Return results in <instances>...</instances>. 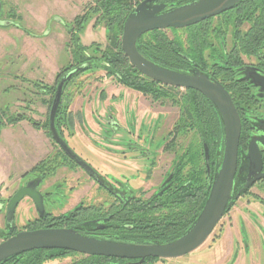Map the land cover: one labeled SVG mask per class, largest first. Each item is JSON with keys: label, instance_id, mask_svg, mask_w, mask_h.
Wrapping results in <instances>:
<instances>
[{"label": "flooded vegetation", "instance_id": "1", "mask_svg": "<svg viewBox=\"0 0 264 264\" xmlns=\"http://www.w3.org/2000/svg\"><path fill=\"white\" fill-rule=\"evenodd\" d=\"M142 1L131 0L130 2L134 8ZM191 1L194 0H155L148 3V7L151 8L154 4H162L164 5L163 11H166ZM91 8L93 9V6ZM91 8L85 6L80 15L88 13ZM129 9H132V7L128 3H121L118 10H114L111 13L112 16H115L118 11L120 14L126 11L125 13L128 14ZM242 14L246 16L241 17ZM247 16L252 17L251 20ZM12 18H16L19 22L21 14L8 9L7 0H0V41L4 40L6 30L9 28L18 29L21 33H25L23 27L14 23ZM263 21L264 0H242L229 10L195 25L180 29L168 28L160 30L165 32L166 30H184L194 27L199 33L202 32V38H208L207 43L199 42L197 44L201 50L196 51L195 58L188 57L184 52L178 53L181 59L185 61L186 66L180 73H199L205 75L209 81L222 86L240 119L241 128L236 172L231 192L232 195L236 192L234 195L235 200L233 202L230 200V204L228 202L229 206L227 204L215 227L222 218L232 219L235 215L242 218V213L234 208L237 199L249 194L250 189L259 183L264 186V178L254 180L264 175ZM207 27L209 28L208 32H204ZM27 31L29 32L28 35H30V31ZM149 32L142 34L140 37ZM99 49L101 48L99 47ZM3 50L6 54L0 52V61L4 63L1 69L4 70L9 64L18 67V61L16 60L17 62H15V58L12 57L15 52L11 51L8 53L4 48ZM138 52L146 58L141 51L138 50ZM68 55L70 54L68 53ZM70 62V57L69 63L66 65L60 66L54 62H48L45 66L50 68V73L47 75L49 80H44L42 77L33 79L34 76H28V78L17 73L13 74L7 68L8 74L1 70L0 79L1 82L4 81L5 83H3L4 87L0 94L2 95L5 92L11 97V104L4 107L0 101V128L3 129L20 121H25L37 129L45 125L49 128V113L57 85L62 77L73 68ZM57 66L59 68L56 70ZM40 67L41 64L38 59L29 71L32 73L36 72ZM88 67L89 69L97 68L92 63ZM101 71L104 72L103 70L85 71L66 80L57 102L55 115L57 112L58 115L57 117L54 116V128L58 136L70 151L85 163L89 170L85 171L77 165L50 137V153L47 155L48 157L46 156V159L37 162L30 170L21 175L18 179V184L14 186V191L8 197L3 198L4 200L0 198V215L4 218V229L0 231V237H5L1 239V242L19 232L12 225L14 216L12 222L8 223L6 221L7 203L18 189L31 182L36 184L35 190L41 195L43 211L39 212L32 200L24 197L19 203L24 200L31 202H28L30 205H28L27 209L32 212V218L26 221L21 231L72 229L81 236L107 242L133 245L166 244L180 236L178 233L183 227L185 216L191 217L197 213L199 207L197 206L194 211L190 206L185 207L183 204L184 199L187 197L195 200L200 196L197 184L201 163L206 172L208 182L212 183L219 156L214 159L215 157L209 154L207 144L201 140V118H195V116L190 118L183 113L184 95L188 91H194L199 94V96L196 95V107L193 109H196L197 113L201 110L204 111V109L213 113L215 109L217 111V108L198 91L152 81L137 70V73H133L131 77L143 87H155L154 93H143L140 90L128 88L120 83L116 75H114L115 77L113 75L109 76L105 72L104 74H99ZM44 72L46 73V71ZM45 73L43 74L44 76H46ZM79 77H81L80 80L74 81L75 78ZM18 78L24 81L25 83L22 82V84L26 86L30 83L32 90L28 89V87L26 89L22 87L15 88L12 80L16 81ZM8 82L10 83L9 86L5 87ZM73 85L75 92L71 89ZM17 90H19V93H15ZM11 91L12 93H10ZM200 96H202L203 102L206 104H204V108L199 106ZM77 97L80 99L79 102ZM20 99L25 110L34 102V99H38L42 103L41 107H46L47 109L44 120L36 121L27 115L19 113L7 115L8 109L12 106V101L17 103ZM170 108H176L178 111V116L174 120L169 119ZM92 110H97L100 116L99 120L94 118ZM129 113L131 114L129 115ZM152 115H156L157 118L160 117L161 120L163 117L162 122L159 125L157 122L153 128L150 121ZM10 118L19 120L8 123ZM101 118H106L107 123L103 138H100V133L104 127L101 123L103 122ZM208 119L211 121L210 117ZM68 121H70V125L63 127V124ZM75 126L79 129V137L74 141L79 145H76L75 149L78 150L79 146H84L86 149L84 152L95 158V160H92L95 166H92V163L80 155L79 157L74 149L68 146V141L74 136ZM145 138L153 141V147L156 145L154 152H152L154 154H152L153 157H148L146 154L151 147L149 146V150L148 148L145 149ZM252 139L256 141L259 156L250 165L246 156ZM128 141H132L130 147L124 145ZM152 141L150 144H152ZM205 146L209 156V176L207 175L205 164ZM192 151L193 153L191 154ZM139 161H141L142 165H136ZM59 168H61L59 171L69 170L66 178L57 181L66 183L64 193L67 194L66 200H70V205L68 207L64 206L63 209H55L56 211L50 208L47 210L45 201L49 200L53 191H46L45 188H49V185H42L51 176H55ZM112 168L118 171L115 181L107 180L106 174H104V171L110 172L109 169ZM137 172H141L142 175L139 174L141 179L136 178L135 174ZM29 173H36V176L19 185L22 178ZM120 175L123 179H125L123 175H130L128 179L134 180L129 183L127 179L118 178ZM246 184L247 186H245ZM54 193L58 194L59 192L55 191ZM227 225L228 228L230 225H232V229L237 228V224L233 220ZM224 227L227 226L225 225ZM239 233L240 230L238 231L237 229V233H234L235 237L246 238L243 237L244 232L242 233L241 231V234ZM227 236L231 237L227 234L226 228H222L219 237ZM259 237H261V232ZM248 242L251 243L250 241ZM231 245L233 246L234 243H231ZM233 251L232 248L230 252ZM254 252L256 251L254 250ZM74 253L61 249H37L13 255L14 259L7 260V258L5 264H14L15 262L20 264L26 258L32 256L38 259V264H55V261L66 260ZM242 253L237 256L238 264H245L244 261L249 256L246 255L245 246ZM80 256L81 258H77V261L72 260L69 264L78 263L87 257L84 254H80ZM162 260L148 257L139 263L138 259L101 257L100 262L101 264H154L156 261Z\"/></svg>", "mask_w": 264, "mask_h": 264}, {"label": "rangeland", "instance_id": "2", "mask_svg": "<svg viewBox=\"0 0 264 264\" xmlns=\"http://www.w3.org/2000/svg\"><path fill=\"white\" fill-rule=\"evenodd\" d=\"M7 1H8V9H12L14 11H17L18 14H21V19L19 22L16 18L15 19L12 18V19L14 23L23 27L25 33L23 32L21 33V31L18 29L9 28L6 30V36L4 40L0 41V52L5 53L3 48L5 49V51H8V53L14 51L15 53H13L12 57L15 58L14 60L15 62L18 61V67L9 64L8 67H5V69L2 70L1 68H3L4 63L0 61L1 64L0 77L2 70L6 74H8L10 71V73L11 72H13V74L17 73L18 75L20 74L25 77L34 76L33 79L42 77L44 80H49L48 79L49 77H47V75L48 73H50V68L45 65L48 62L51 63L54 62L55 64L60 66L69 63V57L71 55H68V53L69 54L71 53V47H72V44L69 41L70 34L68 33V31L70 30V24L75 19V16L80 15L81 11L84 9L85 6H89V8H91L92 6L95 5V1L94 0H7ZM97 20L98 17L91 18L86 24L85 30L79 34V41L82 46L90 47L95 44L101 49H104V47L106 46V37H105L106 30L104 29L103 25L101 26L97 23ZM65 25H67L66 28ZM25 28L30 31V35H28L29 32ZM165 33L169 38H173L176 36L183 42L185 41L186 38V36L183 37L184 36L183 31L172 32L170 30H166ZM14 37L17 39H15ZM38 59H39V63L41 64L40 69L36 70V72L33 73L30 72L29 71L30 68L37 62ZM6 60L8 61V59ZM6 68L7 70H9L8 72L6 71ZM44 71H46V73ZM44 73L46 74V76L43 75ZM99 74H104V72L101 71ZM2 77H4V75H2ZM80 79L81 77L75 78L74 81ZM22 82L24 81H22L19 78L18 80L16 79V81L12 80L13 86L15 88L22 87L26 89V87H28V89L32 90L31 87L32 85L30 83L29 85L26 86L22 84ZM3 83L5 82L4 81L1 82L0 79V92L4 87ZM9 84H10L9 82L6 83L5 87H8ZM71 89L73 92H75L74 85L72 86ZM10 93H12V91ZM15 93H19V90H17ZM188 93L189 92H186V94ZM0 96H1L0 97L1 105L6 107L9 106V104H11L10 102L11 97H9L5 92L2 95L0 94ZM41 104L42 103H40L38 99H34V102L29 106L28 109L25 110L23 107V102H21V99L17 103H13L12 101V106L10 109H8L7 115L19 113L25 116L27 115L28 117H31L36 121H43L47 109L46 107L45 108L41 107ZM169 106H171V104H169ZM169 110H170L169 112L170 114H168L169 119L174 120L178 116V111L176 108L173 109L170 108ZM92 114L94 118H96L97 120L100 119L97 110L96 111L92 110ZM130 114L131 113H129V115ZM94 118L92 117L93 120ZM162 120L160 117L157 118L156 115H152V117L150 118V121L152 122L151 124L152 128L157 122L159 125L162 122ZM102 121L103 122L101 123L103 124L104 127H103V131L100 133V138L104 137V129H105V125H107L106 118H103ZM23 134H24L23 129L19 127H15L13 129H9L8 132H6L5 135L0 139V198L1 200H4L3 198L8 197L9 194H11L14 191L15 188L14 186L18 184V180L17 178L15 179V177H17L21 173V168H25V167L28 168V166L32 164V159H30V162L27 163L26 159L24 158L25 155H23L19 151L17 152L18 150L17 148H14L13 151L8 150L7 152L5 149L8 145H11L10 144L11 140L22 139ZM11 135L13 137H11ZM76 139L77 137L75 135L72 136L71 140L68 141V146L74 149L75 153L78 154V156L80 155L82 158L92 163V166H95L94 162H92V160H95V158L92 155L84 152L86 150L84 146L81 145L79 146L80 148L78 150L75 149L76 145H79L74 142ZM151 141L152 140L148 138L144 139V142H146L145 149L148 148L149 150V146L151 147L150 151L146 152L148 157H153L154 154L152 152H154L155 149L154 147L156 146L155 145L153 147V141L152 144H150ZM131 144L132 141H128L124 145L130 147ZM47 157L45 155L42 159H46ZM24 162H26L25 167H23ZM220 162L221 159L219 161V164ZM136 165H142L141 161H139V163H136ZM60 169L61 168L57 169L58 172H56L55 176H51V178L47 179L46 182L42 185V186L49 185V188H45V190L53 191V193L51 192L52 195L50 196L49 200L45 201V208L47 210H49V208L51 210L63 209L64 206L68 207L70 205L69 202L70 200L68 201L66 200L67 194L64 193L66 183L62 181L59 182L60 181L59 179L62 178L64 179L67 177V175L69 174V170L59 171ZM109 170L110 172L104 171V174H106V179L110 181H115L118 175L117 173L118 171H116L113 168ZM215 170L217 171V167ZM139 174H141V172H137L135 174L137 179H141V176ZM130 175H126V176L123 175L124 178L129 181V183H131L134 180V179H128ZM34 176H36V173H29L28 175L22 178V181L19 182V185L24 184L26 180L33 178ZM6 177H8V180H5ZM118 178L123 179L121 175L118 176ZM262 185L263 184L259 183L253 186L250 189L249 194H247L244 197L238 198L237 201L235 202L234 208H236L237 211L242 213L241 214L242 218L237 215H235L234 218L232 219L222 218L217 224V226L214 228L212 234L195 251L180 258L156 261L154 264H225V263L235 264V262L238 263L239 261L237 260V256L238 255L240 256L241 254L244 253V252L242 253L244 246L246 247V252H247L246 255H249L244 261L245 264H259V263L264 264V186ZM55 191L59 193L56 194L54 193ZM235 194L232 195L233 198ZM28 202L31 203L29 200L22 201L21 203L18 204V206L15 209L14 220L12 222V225H14L15 230L21 231L22 228L25 226L26 221L32 218V212L27 209L28 205H30ZM232 220L235 221V223L237 224V228L232 229V225H230L228 228L227 224L230 223ZM225 225L227 227H224ZM222 228H226L227 234L230 235L231 237L228 236L219 237ZM3 229H4V218L2 215H0V231H3ZM237 229L238 231L240 230L239 234H241V231L242 233L244 232L243 237L246 238L242 239V237H235L234 233H237ZM260 232H261V237L263 238L259 237ZM3 238L5 237H0V242L1 239ZM248 241H250L251 243H249ZM231 243H234V245L232 246ZM254 245H256V247H254ZM232 248L234 251L230 252ZM254 250L256 252H254ZM77 258L78 259L81 258L80 254L74 253V255L70 256V258L66 260L60 259L55 261L54 263L69 264L72 260L77 261L78 260Z\"/></svg>", "mask_w": 264, "mask_h": 264}, {"label": "water", "instance_id": "3", "mask_svg": "<svg viewBox=\"0 0 264 264\" xmlns=\"http://www.w3.org/2000/svg\"><path fill=\"white\" fill-rule=\"evenodd\" d=\"M153 1L155 0H143L125 18L120 39L124 56L135 70L152 81L198 91L214 104L222 121L223 151L221 162L212 183L208 182L211 186L209 195L199 216L183 235L167 244L133 245L107 242L81 236L72 229L19 231L0 242V263L13 255L37 249H61L87 256L138 259L139 263L148 257L161 260L180 258L192 253L206 241L221 218L228 202L233 199L231 192L236 172L241 125L228 94L222 86L209 81L205 75L180 73L157 66L138 52L136 42L142 34L149 31L168 28L180 29L195 25L229 10L242 0H194L166 11H163L164 5L162 4H154L149 8L148 3ZM76 72L77 69L67 72L57 85L49 113V131L60 149L82 169L88 171L89 168L70 151L54 128V116L62 86ZM204 155L207 175L209 176L206 146ZM258 156L256 141L252 139L249 143L246 159L252 165ZM259 178H264V175L254 180ZM32 183L21 187L10 197L6 208V221L8 223L12 222L14 210L24 197L32 200L39 212L43 211L41 195L35 190L36 184Z\"/></svg>", "mask_w": 264, "mask_h": 264}, {"label": "trees", "instance_id": "4", "mask_svg": "<svg viewBox=\"0 0 264 264\" xmlns=\"http://www.w3.org/2000/svg\"><path fill=\"white\" fill-rule=\"evenodd\" d=\"M95 5L93 6V9L84 14L79 15L75 17V19L70 24V31L68 33L70 34V43L72 44L71 47V53H70V59L71 64L73 65V68L70 69L74 70L77 69V72L74 73L72 76H78L79 74L84 73L85 71H95V70H103L106 75H116V78L120 80V83H122L124 86L131 88V89H137L142 91L143 93H154V90L156 89L153 86H146L143 87L140 85V83H136L134 78L131 76L133 73H137V71L129 64L127 58L124 56L121 45H120V38L122 34V28L123 23L125 21V18L128 16V14L133 10V4H131V0H94ZM128 3L132 9H129L128 14H126V11H123L121 14L119 11L116 13L115 16H112V11L118 10L120 7V4ZM126 14V15H125ZM98 15L97 23L99 25H103L104 29L106 30V47L105 49L101 50L97 45H92L90 47H84L81 45L79 41V34L83 31L84 27L88 23V21L96 17ZM246 15L242 14L241 17H245ZM250 20L252 17L247 16ZM104 19V20H103ZM256 23V22H255ZM73 27V28H71ZM264 27V21L263 25ZM209 28H206V31L208 32ZM177 31H183L184 35L186 36L185 41H181L176 36L172 39L169 38L164 31L160 30H154L151 31L142 37H140L136 42V48L141 51L145 56L146 59L150 62L156 64L157 66H160L162 68L176 71V72H182L186 66L185 61L181 59L179 52H184L185 55L188 57L195 58V53L197 50H201L197 44L199 42L207 43L208 38H202L201 33H199L196 28H187L184 30H174L172 29V32ZM200 35V37H199ZM92 58H95L92 60ZM92 65L97 66L96 69H89L88 66ZM69 72V71H68ZM115 77V76H114ZM189 93L184 95V102H183V113L186 114L185 116H189L190 118L199 117L201 118L200 122V129H201V140L202 142H205L209 148V154L214 156L217 161V169L219 167V161L221 159L222 155V149H223V127L221 118L219 116V113L216 111V109L213 111V113L206 111H199V113L196 112V95L199 96L197 92L194 91H188ZM200 104L202 108H204V100L202 96H200ZM206 105V104H205ZM57 114L55 117H57ZM211 121H209V118ZM16 120H19L17 118H10L8 120V123H12ZM57 121V120H55ZM203 121V122H202ZM70 125V121L63 124V127H67ZM5 126V125H3ZM43 129L47 135V137H51V134L49 133V128L47 125L41 126L39 129ZM1 131V128H0ZM193 151L191 152V154ZM216 172V171H215ZM215 176V174H214ZM197 186L199 187L200 196L198 199H188L187 197L184 199V206L185 207H192L193 211L198 206L199 209L196 214H194L191 217L184 218L183 227L181 228L179 235L183 234L197 219L199 216V211L202 209L208 194H209V188L210 185L208 184V179L206 178V172L204 170V167L201 163L200 167V174H199V180ZM235 200V197L231 199L233 202ZM230 201V202H231ZM229 202V204H230ZM228 204V206H229ZM172 239V238H170ZM35 251V250H34ZM37 254V253H36ZM9 259H14L13 256L9 257ZM101 257L98 256H87L86 258L80 260L78 263L74 264H101L100 262ZM5 260L2 261L0 264H5ZM14 264H18L15 262ZM20 264H38V259L32 257H28L25 259L24 262Z\"/></svg>", "mask_w": 264, "mask_h": 264}, {"label": "crops", "instance_id": "5", "mask_svg": "<svg viewBox=\"0 0 264 264\" xmlns=\"http://www.w3.org/2000/svg\"><path fill=\"white\" fill-rule=\"evenodd\" d=\"M59 68V66L56 67V70ZM78 102L80 99L77 97ZM76 113V111H74ZM85 116V115H84ZM15 127H19L24 130L23 138L19 140H11V145H8L5 149L6 152L8 150L13 151L14 148H17V152L19 151L22 153L24 158L26 159V162L29 163L30 159H32V164L26 168V162H24L23 167L21 168V173L15 177L17 180L23 175L25 172L30 170L37 162L41 161L42 158L50 153V139L47 137L45 131L41 129L34 128L32 125L25 121L17 122L14 125H9L1 129L0 131V139L5 135L6 132H8L9 129H13ZM78 133L79 129L75 126L74 135L78 139ZM11 137H13L11 135ZM13 139V138H12ZM5 180H8V177H6ZM259 240V238H258ZM235 264H238L235 262Z\"/></svg>", "mask_w": 264, "mask_h": 264}]
</instances>
